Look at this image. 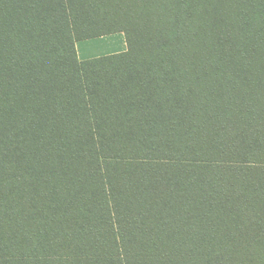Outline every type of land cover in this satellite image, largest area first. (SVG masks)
<instances>
[{
    "label": "trees",
    "instance_id": "trees-1",
    "mask_svg": "<svg viewBox=\"0 0 264 264\" xmlns=\"http://www.w3.org/2000/svg\"><path fill=\"white\" fill-rule=\"evenodd\" d=\"M122 252L264 261V0H0V264Z\"/></svg>",
    "mask_w": 264,
    "mask_h": 264
},
{
    "label": "rangeland",
    "instance_id": "rangeland-1",
    "mask_svg": "<svg viewBox=\"0 0 264 264\" xmlns=\"http://www.w3.org/2000/svg\"><path fill=\"white\" fill-rule=\"evenodd\" d=\"M126 49V41L123 33L75 42V53L79 62L125 52ZM106 163V160H101L103 172L107 177Z\"/></svg>",
    "mask_w": 264,
    "mask_h": 264
},
{
    "label": "crops",
    "instance_id": "crops-1",
    "mask_svg": "<svg viewBox=\"0 0 264 264\" xmlns=\"http://www.w3.org/2000/svg\"><path fill=\"white\" fill-rule=\"evenodd\" d=\"M122 259L123 264H264V261L252 260L207 259L188 257H128L124 252H122Z\"/></svg>",
    "mask_w": 264,
    "mask_h": 264
}]
</instances>
